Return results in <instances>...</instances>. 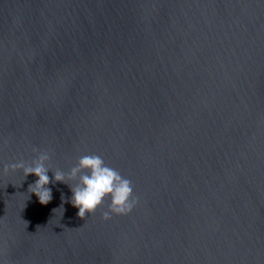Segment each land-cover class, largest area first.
I'll return each instance as SVG.
<instances>
[{
	"label": "water",
	"instance_id": "1",
	"mask_svg": "<svg viewBox=\"0 0 264 264\" xmlns=\"http://www.w3.org/2000/svg\"><path fill=\"white\" fill-rule=\"evenodd\" d=\"M89 153L128 215L54 182ZM0 264H264V0H0Z\"/></svg>",
	"mask_w": 264,
	"mask_h": 264
},
{
	"label": "clouds",
	"instance_id": "2",
	"mask_svg": "<svg viewBox=\"0 0 264 264\" xmlns=\"http://www.w3.org/2000/svg\"><path fill=\"white\" fill-rule=\"evenodd\" d=\"M33 152L36 159L30 165L21 161L5 165L3 170L5 173L22 171L25 178L30 174L37 177L35 183L29 185L28 191L38 198L41 205H47L52 199L51 190L47 187L50 183L47 173L51 170L48 165L52 154L37 149H33ZM53 173L54 182L69 185L73 193L71 204L78 209L77 217L80 219H84L86 214H93L106 199L110 202L102 214L105 221L113 216H126L137 205L138 200L134 195L132 182L117 169L106 164L100 154L81 155L75 166L67 173L59 169ZM68 181H75V184Z\"/></svg>",
	"mask_w": 264,
	"mask_h": 264
}]
</instances>
